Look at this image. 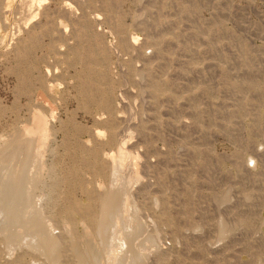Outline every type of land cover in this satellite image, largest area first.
I'll return each instance as SVG.
<instances>
[{"label": "rangeland", "instance_id": "374dc122", "mask_svg": "<svg viewBox=\"0 0 264 264\" xmlns=\"http://www.w3.org/2000/svg\"><path fill=\"white\" fill-rule=\"evenodd\" d=\"M137 75H145L139 82L146 84ZM35 110L46 115L50 131L43 171L36 162L30 166L37 173L33 177L30 170L29 176L37 177L28 219L32 213L31 219L41 218L42 210L45 224L51 219L58 225L47 221L51 231L61 229L52 233L61 235L66 220L81 232L91 188L108 163L105 155L124 140L130 155L121 179L135 166L140 181L128 184L130 219L117 221L124 232L116 228L113 249L120 258L112 264L125 256L133 214L144 226L137 240L147 264H264V0H0L5 161L23 152L6 143L20 139L14 135L24 134ZM3 223L0 240L12 245L0 241L1 252L9 248L0 262L12 258L0 264H19L20 258L46 264L31 234L29 239L22 231L20 243L17 236L6 243L4 235L15 228ZM144 223L154 224L153 231Z\"/></svg>", "mask_w": 264, "mask_h": 264}, {"label": "bare ground", "instance_id": "6f19581e", "mask_svg": "<svg viewBox=\"0 0 264 264\" xmlns=\"http://www.w3.org/2000/svg\"><path fill=\"white\" fill-rule=\"evenodd\" d=\"M138 21V20H137ZM60 22V21H59ZM26 24V23H25ZM127 32V31H126ZM134 38V37H133ZM139 38V37H138ZM139 41V40H138ZM134 42V41H133ZM137 44V43H136ZM128 45V44H127ZM159 47V46H158ZM130 48V47H129ZM133 52V51H132ZM135 53V51H134ZM151 53V52H150ZM100 58V57H99ZM139 64V62H138ZM137 64V65H138ZM121 68V67H120ZM133 69V68H132ZM139 70V69H138ZM141 71V70H140ZM153 72V71H152ZM122 74V73H121ZM137 74V73H136ZM135 74V75H136ZM138 74L142 75V72H138ZM144 74V73H143ZM132 75H133V72H132ZM131 75V76H132ZM149 75H150V72H149ZM155 75V74H154ZM153 75V76H154ZM138 76V77H137ZM135 77V79H139V78H142L144 77L145 75H143L142 77H140L139 75H137ZM156 76V75H155ZM123 77V76H122ZM133 78V76H132ZM124 79V78H123ZM133 80V79H132ZM143 80V79H141ZM140 79L138 80L141 81ZM124 81V80H123ZM126 81V80H125ZM149 81V80H148ZM161 81V78L160 80ZM157 81V82H159ZM163 81V80H162ZM144 81H142V83L140 84H143ZM145 83V82H144ZM163 83V82H162ZM160 83V86L161 84ZM134 84V83H133ZM146 84V83H145ZM49 86V85H48ZM125 86V85H124ZM141 86V85H140ZM144 86V85H143ZM156 86V85H155ZM142 87V86H141ZM51 88V87H50ZM140 88V87H139ZM168 88V87H166ZM49 89V88H48ZM142 89V88H141ZM157 89V88H156ZM108 90V89H107ZM140 90V89H139ZM144 87L142 90V92L139 91L140 94L143 93L144 91ZM145 92V91H144ZM169 93H170V90H169ZM139 95V94H138ZM145 96L147 94H144ZM137 96V95H136ZM140 96V95H139ZM143 96V94H142ZM122 97V95H121ZM125 97V96H124ZM144 97V96H143ZM39 98V97H38ZM180 98V97H179ZM182 98V96H181ZM111 99V98H110ZM122 99V98H121ZM145 99V98H144ZM142 99V100H144ZM41 100V99H40ZM112 100V99H111ZM146 100V99H145ZM125 101V99H124ZM133 102V101H132ZM185 104V103H184ZM114 106V105H113ZM131 106V105H130ZM46 111V110H45ZM135 111V110H134ZM135 114V112H134ZM48 115V114H47ZM50 115V114H49ZM54 115V113H53ZM114 115V114H113ZM122 115V114H121ZM124 115V114H123ZM122 115V116H123ZM128 115V114H127ZM119 116V114H118ZM132 116V114L130 115ZM135 116V115H134ZM143 116V115H141ZM139 116V117H141ZM49 117V116H48ZM124 117H127V116H124ZM138 117V118H139ZM52 118V117H51ZM135 118V117H133ZM102 119V117H101ZM129 119V118H128ZM131 119V118H130ZM114 120V119H113ZM127 119H125L126 121ZM136 120V118H135ZM49 120L47 119L46 115L41 113L40 110H35L34 112H32V116H31V121L29 120V124L26 123V126L24 127V134L22 135V132L19 130V132H21V135H18L17 132L16 134L17 135H14V136H19L20 139H15L16 137H14L13 135V139H9V141L6 143L7 146L11 145V144H16V145H20L21 148L23 149L21 152V155L13 160L11 163H9L8 161H5L6 157L3 158V155L0 156V170L2 168V170L0 171V218L3 217V219L1 220V222H5L6 224L8 223L7 227H10L9 225L13 226L15 229H13L14 231L10 232L9 231V234L7 235H4V232H3V235L4 236H8V240L5 241L6 243L9 241V238L11 237V242L14 241V239L16 240L15 242H18L19 240H21L20 238L23 237V236H26L28 234V238L30 239V237L32 236V238H36L39 242H38V245L39 243L41 244V249L43 253H45L47 255V258H45V263L46 264H104V261L106 260V264H112L113 262H115L116 258H120L117 256L116 252L114 251L113 249V246H114V235L117 233V229L116 228H121L119 227L118 223L120 221V219H125V223H123L124 225L128 223L127 219H130V216L128 215L127 216V212L129 211L128 208H130V198H129V194H131L130 192V189L128 188V184H131L130 182H134L133 180H138L140 177H139V172H138V168H136L135 166V169L134 167L132 168L133 170L131 171L130 174L127 173V171L130 169L131 166H128L126 168H128V170L125 168V171L127 173V175L129 176H125V178L127 177V180H123V178L121 179V175H122V172H123V167L125 165V162L128 161V159H126V157L128 158V153L129 151L126 150V141H122L123 143H120L118 146H117V149L114 146V142L112 141L111 143V148L113 147L116 151L113 150L112 153H106L107 155H105L103 152V154L106 156V159H107V165L104 169H102L101 171V180L99 181L98 179V182L95 184V186L93 188H91L92 190L90 192H92V194L90 195V202L85 206V212L84 214L82 215V223L83 226L81 227L82 228V231L81 232H75L76 230L73 229L71 230V227H69V221L71 220H66L65 223L67 225H63L62 228H64L62 231V234L60 235L58 232V234L56 235L57 231L59 230V227L56 229V230H52V231H55L54 233H52L51 231V226H49L48 224L49 221L51 220H47L48 221V224H47V221H46V224L44 223L45 221V218H44V211L40 210L42 215L43 216V220L41 219L42 218V215L40 216L41 218L39 217H36L35 219H31L33 218V216L31 217L32 213L28 219L27 217V214L29 212V205L31 206L30 204V199H31V193H30V187L32 186L31 184H33L34 182V179L36 180V177L33 179L34 175L37 173L36 171L33 170V167H32V170L30 168V166L34 163L32 162H36L35 164L37 165V167L40 169L42 166L40 164H42V162L40 160H42L41 156H42V149L44 148L43 146L46 145V141L45 139L47 140V133H48V130H49ZM139 121V120H138ZM130 122V121H129ZM137 122V121H136ZM114 123V121H113ZM131 123V122H130ZM128 124L129 125H132V123L134 124V122L132 121L131 124ZM25 124V123H24ZM134 126V125H133ZM117 127V126H116ZM23 129V127H21ZM132 128V127H131ZM121 129V128H120ZM117 130V129H116ZM23 131V130H22ZM50 131V130H49ZM120 131H123L120 130ZM106 132H104L105 134ZM119 134V131L116 132ZM115 133V134H116ZM121 133V132H120ZM51 134V133H49ZM125 134V133H124ZM127 134V133H126ZM135 133H133L134 135ZM99 135V134H98ZM132 135V134H130ZM132 135V136H133ZM22 136H24L23 138H21ZM103 136V134H102ZM105 136V135H104ZM112 136V135H111ZM50 137V135H49ZM121 137V136H120ZM119 135H118V138L120 139ZM129 137V136H128ZM127 137V138H128ZM9 138V137H8ZM117 138V139H118ZM101 139V138H100ZM7 140V139H6ZM48 141V140H47ZM121 141V140H120ZM128 141V140H127ZM5 143H2L5 144ZM46 143V144H45ZM119 143V142H118ZM117 143V144H118ZM128 143V142H127ZM89 144V143H88ZM48 145V144H47ZM5 146V145H4ZM12 146V145H11ZM6 147V146H5ZM5 147H1L0 148L4 149ZM10 147V146H9ZM15 147V146H14ZM129 148V146H127ZM8 149V148H7ZM18 150V149H17ZM110 150V149H108ZM129 150V149H128ZM1 151V150H0ZM4 151V150H3ZM44 151V150H43ZM112 151V150H111ZM137 151V150H136ZM135 151V152H136ZM2 153V152H1ZM10 153V152H9ZM13 153V151H12ZM17 153V151H16ZM137 153V152H136ZM19 154V153H18ZM134 154V153H133ZM7 156V155H6ZM9 156V155H8ZM135 156V155H133ZM138 156V155H137ZM135 156V157H137ZM141 156V155H140ZM132 157V155H131ZM139 157V156H138ZM137 157L136 160H139V158ZM142 157V156H141ZM41 158V159H40ZM17 161V166L13 167V163H15ZM41 163H40V162ZM132 161H133V158H132ZM135 161V160H134ZM39 162V163H37ZM6 163V164H5ZM127 163V162H126ZM131 163V162H130ZM129 163V164H130ZM136 163V162H135ZM140 163H143V162H140ZM39 164V166H38ZM128 164V165H129ZM133 165H135L133 162H132ZM137 164H138V161H137ZM43 165V164H42ZM101 165V164H100ZM2 166V167H1ZM41 166V167H40ZM45 166V165H44ZM139 166V165H138ZM4 167V168H3ZM34 167H36L34 165ZM244 167V166H243ZM248 167V166H247ZM38 168H34L35 170L38 169ZM42 169V168H41ZM254 169V168H253ZM31 170V171H30ZM131 170V169H130ZM129 170V171H130ZM245 170L246 167H245ZM29 171L31 172L32 174V171L36 172L35 174H32L33 177H31L32 175L29 174ZM38 171V170H37ZM43 171V169H42ZM128 171V172H129ZM40 172V170L38 171ZM31 175V176H29ZM46 175V174H45ZM38 176H39V173H38ZM123 176V175H122ZM44 177V176H42ZM132 180V181H131ZM140 181V179H139ZM39 182V180H38ZM44 182V181H43ZM137 182V181H135ZM37 183V182H36ZM40 183V182H39ZM140 183V182H139ZM135 184V183H134ZM38 185V184H37ZM141 185V184H140ZM137 186V185H136ZM43 187V186H42ZM32 188V187H31ZM133 188V187H132ZM136 187H134L135 189ZM33 190V188H32ZM31 190V191H32ZM43 190V189H42ZM132 190V189H131ZM232 190V189H231ZM135 191V190H134ZM139 191V190H138ZM137 191V192H138ZM227 192V191H226ZM229 192V191H228ZM228 192L226 194H228ZM233 192V191H232ZM33 193V192H32ZM134 194V193H133ZM132 194V195H133ZM251 194V193H250ZM36 195V194H34ZM33 195V197H35ZM131 195V196H132ZM253 195V194H252ZM37 196V195H36ZM45 196V195H44ZM43 196V197H44ZM226 196V195H225ZM224 196V197H225ZM229 196V195H228ZM219 197V195H218ZM223 197V198H224ZM230 197V196H229ZM232 197V196H231ZM38 198V197H37ZM36 198V204L39 202ZM45 198V197H44ZM43 198V199H44ZM133 198V197H132ZM136 198V197H135ZM157 198V197H156ZM228 198V197H226ZM242 198V197H241ZM34 199V198H33ZM41 199V200H43ZM249 199V198H247ZM41 200H40V203H41ZM45 200V199H44ZM134 200V199H133ZM229 200V199H228ZM224 201V200H223ZM222 201V202H223ZM245 201V200H244ZM250 201V199H249ZM253 201V200H252ZM35 202V200H34ZM135 202V201H134ZM138 202V201H137ZM154 202V201H153ZM221 202V203H222ZM248 202V201H247ZM32 203V202H31ZM232 203V202H231ZM253 203V202H252ZM140 204V202H139ZM137 204L139 207L140 205ZM151 204V203H150ZM251 204V203H250ZM260 204V203H259ZM35 205V203H34ZM136 205V204H135ZM247 205V204H246ZM252 205V204H251ZM39 208H42L40 205H35ZM148 205H146L147 207ZM248 206V205H247ZM36 207V208H37ZM142 207V205H141ZM149 207V206H148ZM236 207V206H235ZM257 207V206H256ZM35 208V210H36ZM76 208V207H75ZM144 208V207H143ZM158 208V207H157ZM246 208V207H245ZM250 208V206H249ZM32 209V207H31ZM30 209V210H31ZM132 209V208H131ZM136 209V208H135ZM139 209V208H138ZM141 209V208H140ZM220 209V208H219ZM39 210V209H37ZM245 210V209H244ZM249 210V209H248ZM33 211V210H31ZM142 211V210H141ZM36 212H39V211H36ZM143 212V211H142ZM147 212V211H146ZM78 213V212H77ZM131 213V211H130ZM135 213V212H134ZM138 213V212H137ZM230 213V212H229ZM245 213V212H244ZM30 214V212H29ZM38 214V216H39ZM146 215V213H143ZM143 214H139L141 217V215ZM148 214V213H147ZM132 215V214H131ZM151 215V214H150ZM36 216V215H35ZM34 216V217H35ZM54 216V215H52ZM134 218L132 219V221H130L131 224H133V230L132 231H126V242H127V245H126V249L124 250V253L122 254L125 255L121 258V260L119 261V264H123V260L125 263H130V264H147L146 262V258L148 255H146L145 253H143L142 250L139 249L138 247V242L140 240H137V238L139 237L140 233L142 232L144 226H143V223L138 221L136 219L137 216H134V214L132 215ZM131 216V218H132ZM245 216V215H243ZM121 217V218H120ZM149 217V216H148ZM151 217V216H150ZM49 218V217H47ZM120 218V219H119ZM142 218V217H141ZM144 218V217H143ZM119 219V221H118ZM121 219V220H122ZM158 219V218H157ZM221 219V218H220ZM227 219V217H226ZM57 220V224H58V220L60 219H56ZM145 220V219H144ZM219 220V219H218ZM229 220V219H228ZM264 220V218H263ZM53 221V220H51ZM55 221V220H54ZM53 221V222H54ZM118 221V223H117ZM124 221V220H123ZM153 223L155 224V221L154 222V219L152 220ZM224 221V220H223ZM223 221H219L218 222V225L222 224ZM0 222V223H1ZM52 222V223H53ZM122 222V221H121ZM127 222V223H126ZM144 222V221H143ZM148 222V221H147ZM150 222V221H149ZM159 222V221H158ZM202 222V221H201ZM229 222V221H228ZM3 223V224H5ZM51 223V224H52ZM62 223V221H61ZM64 223V222H63ZM62 223V224H63ZM64 223V224H65ZM79 223V225L81 226V224ZM157 223V222H156ZM50 224V225H51ZM54 224V223H53ZM122 224V223H121ZM145 224V223H144ZM147 224V223H146ZM145 224V225H146ZM149 224V223H148ZM147 224V226H149ZM152 224V223H151ZM152 224V226L154 225ZM158 224V223H157ZM262 224V223H261ZM55 227L56 226V222H55ZM54 225L52 227H54ZM71 225V224H70ZM76 225V224H75ZM124 225H122L124 227ZM129 225V224H128ZM156 225V224H155ZM154 225V226H155ZM224 225H225V222H224ZM60 226V224H59ZM121 226V225H120ZM131 226V225H130ZM151 226V227H152ZM159 226V224L157 225V227ZM227 226V225H226ZM2 227V226H1ZM0 227V229H1ZM5 227V225L3 226V228ZM150 227V226H149ZM150 227V228H151ZM164 227V226H163ZM218 227V226H217ZM12 228V227H11ZM11 228H8L11 230ZM61 228V227H60ZM74 228V227H73ZM76 228V227H75ZM219 228V227H218ZM222 228V227H221ZM220 228V229H221ZM55 229V228H54ZM122 229V228H121ZM128 229V227H127ZM156 229V228H155ZM220 229H218L217 231H220ZM257 229V228H256ZM5 230V228H4ZM148 233H150L151 231H153V228H151V231H149L150 229L148 228ZM146 230V232H147ZM158 230V228H157ZM156 230V231H157ZM226 231V229H224ZM3 231V229H2ZM1 231V232H2ZM22 231H25L27 233H25L26 235H24V232L22 233L23 236H21L22 234H20ZM61 231V229L59 230ZM114 231V232H113ZM122 231L124 232V229H122ZM160 231V226H159V230ZM223 231V229H222ZM228 231V230H227ZM162 232V231H161ZM221 232V231H220ZM245 232V231H244ZM250 232V231H249ZM119 233V232H118ZM155 233V231H154ZM160 233V232H158ZM203 233V232H202ZM215 233V232H214ZM213 233V234H214ZM224 233V232H223ZM228 233V232H227ZM1 234V233H0ZM6 234V233H5ZM20 234V235H19ZM29 234H31V236L29 237ZM120 234V233H119ZM123 234V233H122ZM146 234V233H145ZM152 234V233H151ZM217 234V233H216ZM222 234V233H221ZM226 234V233H225ZM229 234V233H228ZM259 234V232H258ZM20 236V238L18 239L17 241V238L18 236ZM153 235V234H152ZM162 235V234H160ZM13 238L15 236H17L16 238ZM117 236V235H116ZM159 236V235H158ZM217 236H221V238H224L222 237V235H217ZM216 236V237H217ZM225 236V235H224ZM233 236V235H232ZM5 237V238H6ZM63 239H61V238ZM121 237V236H120ZM149 237V236H148ZM145 238L146 239H148ZM152 237V236H150ZM161 237V236H160ZM58 238V239H57ZM118 237H116L115 239H117ZM154 238V237H153ZM159 238V237H158ZM163 238V237H162ZM3 239V238H2ZM1 239V240H2ZM122 239V237H121ZM144 239V236L143 238ZM141 239V240H142ZM157 239V238H156ZM160 239V238H159ZM215 239V238H214ZM213 239V240H214ZM219 239V237H218ZM229 239V238H228ZM0 240V241H1ZM5 240V239H4ZM24 240H26L24 238ZM33 240V239H31ZM30 240V241H31ZM58 240H61L63 241V243H60ZM149 240V239H148ZM152 240V238H151ZM150 240V241H151ZM155 240V238H154ZM172 240V239H171ZM220 240V239H219ZM29 241V240H28ZM28 241H25V242H28ZM66 241V242H65ZM119 241V240H118ZM123 241V239L121 240ZM120 241V243H121ZM143 241V240H142ZM4 242V241H3ZM3 242L1 241V243L3 244ZM22 242V241H21ZM33 242V241H32ZM36 242V240H35ZM125 242V241H124ZM155 242H157L155 240ZM0 243V244H1ZM10 243V241L8 242ZM7 243V244H8ZM20 243V241H19ZM141 243V242H140ZM143 243V242H142ZM147 243V242H146ZM151 243V242H150ZM154 243V242H152ZM227 243V242H226ZM7 244H3V245H7ZM27 244V243H26ZM31 244V243H30ZM64 244V245H62ZM115 244H119L115 241ZM125 244V243H124ZM156 245L159 244V243H155ZM161 244V243H160ZM165 244V243H164ZM2 245V247H3ZM12 243H10V245H7L8 246H11ZM18 245V243H17ZM36 244H34L35 246ZM120 245V244H119ZM145 245V244H144ZM32 246V245H31ZM33 246V247H34ZM62 246V247H61ZM122 246V245H121ZM119 246V248L121 247ZM141 246V245H139ZM219 246V244H218ZM224 246V245H223ZM30 249L31 247L28 246ZM39 247V246H38ZM156 246H152V248ZM209 247V245H208ZM1 248V247H0ZM36 248V247H35ZM118 248V247H117ZM123 248H125L123 246ZM157 248H158V245H157ZM5 249V247H4ZM4 249L2 250L4 252ZM8 249H5L6 252H4L5 254L8 252ZM19 249V248H18ZM33 249V248H32ZM39 249V248H38ZM38 249H37V252L34 254V255H38ZM40 249V250H41ZM121 249V248H120ZM143 249V248H142ZM154 249V248H153ZM160 249H162L160 247ZM158 250L157 249V253H160L162 254V252H159L161 250ZM213 249V248H212ZM122 252H123V249H121ZM148 250V249H146ZM35 251V250H34ZM117 251V250H116ZM119 249H118V254H119ZM142 251V252H141ZM145 251V250H144ZM154 251V250H153ZM165 251V249L163 250ZM213 251V250H212ZM3 252H1L0 250V254H3ZM14 252V251H13ZM25 252V251H24ZM121 252V251H120ZM151 252V251H149ZM156 252V251H154ZM166 252V251H165ZM174 252V251H173ZM12 253V252H11ZM30 253V252H29ZM9 254V253H7ZM151 254V253H149ZM155 254V253H153ZM25 255V254H24ZM34 258L38 257L39 260H42L39 258V256H34ZM121 255V254H119ZM4 256V254L2 255ZM11 256V255H10ZM10 256H7L5 257L4 259H2V261H4L6 258L8 259ZM15 255H13V258H14ZM152 256V255H151ZM157 256V255H156ZM155 256V257H156ZM160 256V255H159ZM158 256V257H159ZM163 256V254H162ZM165 256V254H164ZM169 256V254H168ZM171 256V255H170ZM1 257V256H0ZM17 257L19 258L18 254H17ZM16 257V258H17ZM44 257V256H43ZM2 258V257H1ZM12 258V256H11ZM11 258L9 259L8 262L11 261ZM152 258V257H151ZM150 258V259H151ZM157 258V257H156ZM160 258V257H159ZM23 258H20L19 260L22 262L23 264V261L21 260ZM33 259V258H32ZM38 259H35V261ZM153 259V258H152ZM155 259V258H154ZM161 259V258H160ZM164 259V258H162ZM161 259V260H162ZM14 260V259H13ZM16 260V259H15ZM18 260V261H19ZM31 260V259H30ZM44 260V259H43ZM148 260V258H147ZM158 260V258H157ZM156 260V261H157ZM160 260V261H161ZM168 260V259H167ZM1 261V262H2ZM34 261V259H33ZM117 261V260H116ZM163 261V260H162ZM165 261V260H164ZM0 262V263H1ZM5 262V261H4ZM7 262V260H6ZM20 262V263H21ZM39 262V261H38ZM153 262V261H152ZM158 262V261H157ZM19 263V264H20ZM41 263V261H40ZM118 263V262H116ZM164 263V262H163ZM166 263V262H165ZM168 263V262H167ZM30 264V263H29ZM33 264V263H32ZM42 264V263H41ZM160 264V263H159ZM162 264V262H161Z\"/></svg>", "mask_w": 264, "mask_h": 264}]
</instances>
